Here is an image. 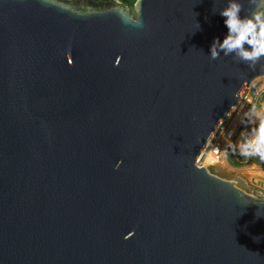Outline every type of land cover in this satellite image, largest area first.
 Returning <instances> with one entry per match:
<instances>
[{
	"label": "water",
	"instance_id": "water-1",
	"mask_svg": "<svg viewBox=\"0 0 264 264\" xmlns=\"http://www.w3.org/2000/svg\"><path fill=\"white\" fill-rule=\"evenodd\" d=\"M225 4L0 0V264H264V184L212 164L264 77L209 60Z\"/></svg>",
	"mask_w": 264,
	"mask_h": 264
},
{
	"label": "clouds",
	"instance_id": "clouds-1",
	"mask_svg": "<svg viewBox=\"0 0 264 264\" xmlns=\"http://www.w3.org/2000/svg\"><path fill=\"white\" fill-rule=\"evenodd\" d=\"M252 10L245 8L242 0H226L218 11L224 18L227 34L222 42L216 38L210 46V61L231 57L239 64L255 67L264 59V0H247ZM200 28L197 23L196 30ZM242 122L247 131L229 147L241 157H257L264 161V108L252 105L243 113Z\"/></svg>",
	"mask_w": 264,
	"mask_h": 264
},
{
	"label": "built area",
	"instance_id": "built-area-1",
	"mask_svg": "<svg viewBox=\"0 0 264 264\" xmlns=\"http://www.w3.org/2000/svg\"><path fill=\"white\" fill-rule=\"evenodd\" d=\"M256 81L257 83L249 88L246 97L240 101V106L238 107L233 127L227 140L226 148L224 149V160H226V150L228 147L238 139L242 131H247L242 122L243 113L253 104L256 105L258 109L262 108V104L264 103V77ZM252 194L264 200V191L252 190Z\"/></svg>",
	"mask_w": 264,
	"mask_h": 264
},
{
	"label": "rangeland",
	"instance_id": "rangeland-1",
	"mask_svg": "<svg viewBox=\"0 0 264 264\" xmlns=\"http://www.w3.org/2000/svg\"><path fill=\"white\" fill-rule=\"evenodd\" d=\"M131 12H132V9H130ZM240 137V136H239ZM239 137L237 140H235V142H237L239 140ZM233 142V143H235ZM232 143V144H233ZM226 148V146L223 148L222 150V154H221V157L219 158L218 162L219 163H216V164H221L222 166H224L223 168L226 170V171H229V172H233V173H237V174H245V176L248 178H251L253 180H261L262 182H264V172H256L255 169L253 168H256V169H262L264 170V161H261L259 158L257 157H252V161H255L257 163H261L262 165H256V164H253L252 162L251 163H247L245 164L243 167L241 168H232L230 167L228 164H227V161L224 160V149ZM230 151V147H228V149L226 150V154L228 155V152ZM226 155V157H227Z\"/></svg>",
	"mask_w": 264,
	"mask_h": 264
},
{
	"label": "trees",
	"instance_id": "trees-1",
	"mask_svg": "<svg viewBox=\"0 0 264 264\" xmlns=\"http://www.w3.org/2000/svg\"><path fill=\"white\" fill-rule=\"evenodd\" d=\"M116 1L121 3L123 6L129 7L130 9H132L136 0H116ZM226 161H227V164L232 168H241L245 164L251 163V162L253 164H256L259 166L262 165L261 163H257L255 161H252V158L241 157L238 153H233L231 151V149L228 152V155L226 157ZM253 169H255L256 172H264V170H262V169H260V170L256 169V168H253ZM247 179H251V178L248 177ZM253 182H254V184H257V183H263L264 184V182H262L261 180H253Z\"/></svg>",
	"mask_w": 264,
	"mask_h": 264
},
{
	"label": "bare ground",
	"instance_id": "bare-ground-1",
	"mask_svg": "<svg viewBox=\"0 0 264 264\" xmlns=\"http://www.w3.org/2000/svg\"><path fill=\"white\" fill-rule=\"evenodd\" d=\"M239 106H240V104H239ZM226 144H227V141H226V143H225L224 145L221 146L220 151H219V156L213 158V160H212V164H213V165H219V166H222L221 164H216V163H219L218 160H219V158L221 157L222 150H223V148L226 146ZM222 167H224V166H222ZM240 175L245 177V174H240ZM240 175H239V176H240ZM241 176H240V177H241Z\"/></svg>",
	"mask_w": 264,
	"mask_h": 264
},
{
	"label": "crops",
	"instance_id": "crops-1",
	"mask_svg": "<svg viewBox=\"0 0 264 264\" xmlns=\"http://www.w3.org/2000/svg\"><path fill=\"white\" fill-rule=\"evenodd\" d=\"M262 108H264V103L262 104Z\"/></svg>",
	"mask_w": 264,
	"mask_h": 264
}]
</instances>
